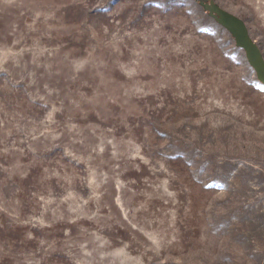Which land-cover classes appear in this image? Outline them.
Returning <instances> with one entry per match:
<instances>
[{"label": "rangeland", "instance_id": "1", "mask_svg": "<svg viewBox=\"0 0 264 264\" xmlns=\"http://www.w3.org/2000/svg\"><path fill=\"white\" fill-rule=\"evenodd\" d=\"M201 3L0 0V264H264V86Z\"/></svg>", "mask_w": 264, "mask_h": 264}, {"label": "water", "instance_id": "2", "mask_svg": "<svg viewBox=\"0 0 264 264\" xmlns=\"http://www.w3.org/2000/svg\"><path fill=\"white\" fill-rule=\"evenodd\" d=\"M203 8L221 27H224L234 44L241 48L248 66L254 72L256 80L264 86V57L261 56L256 43L247 34L243 21L219 5L213 0H200Z\"/></svg>", "mask_w": 264, "mask_h": 264}]
</instances>
